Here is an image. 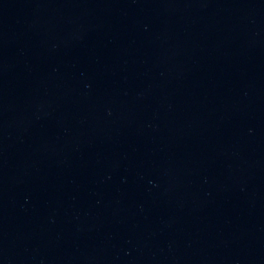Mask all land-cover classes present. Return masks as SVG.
I'll list each match as a JSON object with an SVG mask.
<instances>
[{
	"label": "water",
	"instance_id": "obj_1",
	"mask_svg": "<svg viewBox=\"0 0 264 264\" xmlns=\"http://www.w3.org/2000/svg\"><path fill=\"white\" fill-rule=\"evenodd\" d=\"M0 264H264V0H0Z\"/></svg>",
	"mask_w": 264,
	"mask_h": 264
}]
</instances>
